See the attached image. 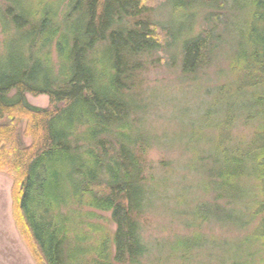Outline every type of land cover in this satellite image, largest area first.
<instances>
[{
  "label": "trees",
  "instance_id": "16d2710c",
  "mask_svg": "<svg viewBox=\"0 0 264 264\" xmlns=\"http://www.w3.org/2000/svg\"><path fill=\"white\" fill-rule=\"evenodd\" d=\"M188 1L175 2L181 6ZM232 2L235 8L252 6L249 20L237 29L239 43L232 61L233 67L246 75L233 82L234 93H221L211 110L213 115L222 111L227 116L231 113L232 118L236 110L247 121L255 118L256 131L238 147L228 145L224 138L212 146L218 151L205 155L208 164L200 167L213 179V192L234 206L217 210L204 206L203 210L225 222H240L245 215L242 207L250 200L253 208H246L254 215L264 210V0ZM138 3L68 0L64 6L63 0H57L39 9L12 0L0 16L5 29L17 26L11 37L18 45L17 53H8L7 63L0 54V171L13 180L12 215L40 264H79L82 253L91 257L87 264H138L147 253L138 218L148 208L149 196L142 164L130 148L133 140L128 134V116L134 105L123 91L130 82L135 54L161 45L149 22L136 24V28L122 27L125 18L141 9ZM25 25H29L27 30L22 29ZM211 38L209 32L181 44L183 71L194 72L206 61L212 53ZM173 41L171 35V44ZM44 48L47 52L40 54ZM54 64L59 68L55 74ZM27 93L47 95L49 106L39 109L29 105ZM24 120L25 133L33 136L29 147L21 144L19 136ZM84 125L83 136L72 139L76 128ZM79 140L84 144L81 147ZM248 182L256 183L261 200L249 196L250 189L243 185ZM237 204L241 210L235 213ZM75 205L110 212L116 226L111 239L83 249L79 243L89 238L82 235L73 248L71 227L79 217L72 219L69 214L74 213L71 208ZM250 219L252 222L254 217ZM259 220L252 242H241L245 254L235 258L240 264H264L255 261L254 242L264 246V216ZM109 242L114 246L112 255ZM189 244L184 241L180 246L189 249Z\"/></svg>",
  "mask_w": 264,
  "mask_h": 264
},
{
  "label": "rangeland",
  "instance_id": "374dc122",
  "mask_svg": "<svg viewBox=\"0 0 264 264\" xmlns=\"http://www.w3.org/2000/svg\"><path fill=\"white\" fill-rule=\"evenodd\" d=\"M11 1L0 0V16ZM20 1L26 6L37 5L39 9L57 2ZM175 1L138 0L141 9L122 23L125 28L151 23L153 37L161 45L157 50L135 54L130 82L123 91L134 105L128 116V134L133 140L130 148L142 164L144 186L149 196L148 208L138 218L142 242L147 248L138 264H240L235 258H243L245 254V250L241 253V242L244 239L252 242L254 229L259 218L264 216V210L262 214L254 215L252 209L246 208H253L250 200L242 207L245 215L240 217V222H225L216 218L212 211L205 212L204 206H213L216 210L234 206L227 198L213 192L210 185L213 179L200 166L208 164L205 155L212 150L218 151L212 146L224 138L228 145L238 147L256 131L255 118L247 121L236 110L232 118L231 113L227 116L222 111L213 115L211 110L213 101L218 100L221 93L229 90L234 93L233 82L246 75L238 72L232 61L239 43L237 29L249 20L252 6L235 8L232 0H218L213 4L210 0H190L181 6ZM67 3L68 0H63L64 6ZM16 27L9 25L5 29L0 25V54L2 59L6 58L5 63L8 53L18 51V45L13 44L11 37ZM28 28L29 25L22 27L23 30ZM209 32L212 33V53L204 63L197 65L196 71H183L181 44ZM171 35L174 37L172 44ZM47 50L44 48L40 54ZM50 58L56 64V56L52 54ZM55 64L54 74L59 70ZM14 94L12 91L10 96ZM25 99L39 109L50 104L45 94L27 93ZM222 103L224 108L225 100ZM85 128V125L78 126L72 139L82 137ZM25 129L26 120L20 126L19 136L21 144L29 147L33 136L26 134ZM83 145L79 140L78 146ZM248 183L243 185L250 189L249 196L261 200L256 183ZM12 189V178L0 171V264H40L30 240L20 233L12 215ZM240 207L237 204L234 212L238 213ZM71 210L74 213L69 214L70 218L79 217L71 227L70 245L73 248L78 245L76 238L82 235L89 238L79 243L83 249L98 240L111 239L116 226L110 212L84 205H75ZM250 216L254 217L252 222ZM184 241L191 242L189 249L181 248L180 243ZM254 244L257 249L255 261H264V246L256 241ZM109 246L112 255L114 246L110 242ZM87 256V253L80 254L79 264H87L91 258ZM93 256L96 260L100 258Z\"/></svg>",
  "mask_w": 264,
  "mask_h": 264
}]
</instances>
